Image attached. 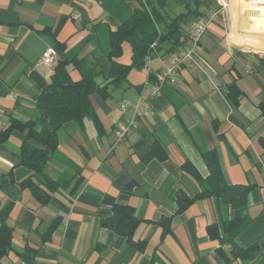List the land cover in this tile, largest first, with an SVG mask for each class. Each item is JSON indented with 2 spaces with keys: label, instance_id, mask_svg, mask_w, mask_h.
<instances>
[{
  "label": "crops",
  "instance_id": "crops-1",
  "mask_svg": "<svg viewBox=\"0 0 264 264\" xmlns=\"http://www.w3.org/2000/svg\"><path fill=\"white\" fill-rule=\"evenodd\" d=\"M138 7L140 0H0V132L11 117L26 121L37 115L36 95L54 72L53 65L42 63L45 51L53 64L76 57L106 73L109 32ZM258 49L264 53L263 37L247 30L230 35L218 17L200 40L196 62L180 66L176 83L150 95L144 84L154 79L143 65L131 68L108 98L93 94L95 119L65 122L44 170L57 179L71 172L69 160L79 167L81 184L74 194L58 189L45 205L19 185L31 177L37 181L19 163L24 131L15 129L0 140V207L9 205L5 222L12 228L11 249L1 264H25L26 247L35 250L34 264H225L217 248L230 247L210 237L208 227L233 211L217 209L211 198H198L183 210L176 202L178 191L188 197L200 191L181 169L184 161L202 177L208 174L200 149L216 152L227 183L250 186L246 212L251 220L236 241L242 247L262 243L264 118L258 105L264 99V62L254 55ZM130 56L125 42L116 60L129 64ZM150 64L158 68L159 58L152 55ZM68 72L71 80L80 78L71 65ZM232 81L243 92L237 106L227 96ZM139 97L147 100L141 108L135 106ZM130 122L135 126L118 138L119 126ZM43 127H48L44 113L36 129ZM153 143L164 157L146 158ZM108 198L133 208L140 220L133 239L145 240L144 250L99 224L112 214ZM255 258L229 264H253Z\"/></svg>",
  "mask_w": 264,
  "mask_h": 264
},
{
  "label": "trees",
  "instance_id": "trees-1",
  "mask_svg": "<svg viewBox=\"0 0 264 264\" xmlns=\"http://www.w3.org/2000/svg\"><path fill=\"white\" fill-rule=\"evenodd\" d=\"M182 7V11L169 15L165 11L168 0H140V7L133 10L131 15L121 21L116 29L109 32V52L106 59L109 68L106 73L97 67L86 64L84 59L76 57L54 62V72L50 82L36 95L35 109L37 115L23 121L11 117L8 125L1 130L0 140L6 138L15 129L24 131V139L20 144L19 163L33 171V177L20 183V187L28 188L34 199L41 205L47 204L53 193L58 189L69 188L74 194L81 184L80 169L74 163L66 160L71 172H63L57 179H51L45 174V167L51 161L58 145V132L65 122L74 121L81 125L83 119H95L94 109L90 97L93 94L103 98L110 96V89L121 87L126 82L131 68L143 67L148 55L158 53L165 55L176 50L185 39V28L193 20L205 16L208 0H172ZM128 43L131 50L130 63L123 64L116 59L122 54V44ZM156 42L155 47L150 45ZM259 60L264 62L262 49L256 50ZM79 71L80 78L71 80L68 66ZM264 91V86H263ZM227 96L234 106L243 98V92L235 81L227 86ZM259 109L264 118V99L259 103ZM48 117V127L36 129L40 116ZM264 146V141H262ZM160 146L153 143L146 158L159 155ZM200 154L206 164L208 174L202 177L189 161L181 164V169L188 173L199 185L200 191L193 197H188L182 191L176 193L178 210H183L198 198H211L225 210L233 211L231 217L225 215L218 223L209 225L208 233L221 244L229 245L225 251L217 248V253L229 264L234 259L255 258L253 264H260L264 259V241L254 243L248 247L238 245V234L249 224L250 217L246 209L248 206L249 185L229 184L225 181L219 161L214 150H201ZM75 182L72 183L73 179ZM130 185L124 188L129 190ZM111 205L112 214L99 220L101 226L125 237L126 242L138 250H144L146 242L135 241L133 233L140 220L135 217L133 208L128 205H119L113 198L106 199ZM8 204L0 207V264L1 260L11 249L12 228L5 222ZM167 221V220H166ZM168 223V221H167ZM35 250L26 247L22 258L25 264H34Z\"/></svg>",
  "mask_w": 264,
  "mask_h": 264
},
{
  "label": "built area",
  "instance_id": "built-area-1",
  "mask_svg": "<svg viewBox=\"0 0 264 264\" xmlns=\"http://www.w3.org/2000/svg\"><path fill=\"white\" fill-rule=\"evenodd\" d=\"M217 11H214L208 15L199 17L190 22L185 28V39L183 43L174 51H171L165 55L154 53L160 60V66L158 68L151 67L150 59L151 55H148L144 67L153 76V81L146 80L145 84L149 88L150 95H154L159 86L172 85L176 83L179 77V68L182 64L187 62H196V53L199 49V43L207 30L209 23L214 18ZM156 42H153L150 47L154 48ZM42 63L46 66L53 65V58L49 51H45L41 57ZM251 70L250 65L245 66V72ZM147 100L143 97H139L135 103L136 107H143L146 105ZM123 103L121 107L123 108ZM130 125L135 126L133 122L128 125L121 124L117 131V137L121 138L126 128Z\"/></svg>",
  "mask_w": 264,
  "mask_h": 264
},
{
  "label": "rangeland",
  "instance_id": "rangeland-1",
  "mask_svg": "<svg viewBox=\"0 0 264 264\" xmlns=\"http://www.w3.org/2000/svg\"><path fill=\"white\" fill-rule=\"evenodd\" d=\"M257 1L258 0H208L210 4L205 8V11L206 15L217 11L212 21L220 17L230 35L234 30L236 34H242L243 30H247L248 34L252 36L264 38V17L261 16L264 15V8L257 7L259 6ZM182 10V7L175 4L173 1H170L165 7V11L169 15H173ZM249 10H254L253 14L256 13L261 18L257 15H253ZM247 20H250L249 23L253 25L249 27V23L246 24ZM256 52L255 50L254 55H257Z\"/></svg>",
  "mask_w": 264,
  "mask_h": 264
},
{
  "label": "bare ground",
  "instance_id": "bare-ground-1",
  "mask_svg": "<svg viewBox=\"0 0 264 264\" xmlns=\"http://www.w3.org/2000/svg\"><path fill=\"white\" fill-rule=\"evenodd\" d=\"M257 4L259 5V6H257V7H261V8H264V0H258L257 1ZM253 14V13H252ZM254 15V14H253Z\"/></svg>",
  "mask_w": 264,
  "mask_h": 264
}]
</instances>
